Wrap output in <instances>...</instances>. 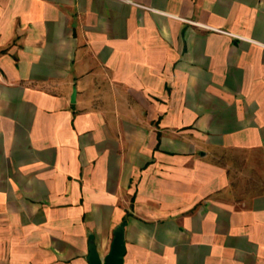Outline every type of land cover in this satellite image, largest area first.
Segmentation results:
<instances>
[{"label":"crops","instance_id":"1","mask_svg":"<svg viewBox=\"0 0 264 264\" xmlns=\"http://www.w3.org/2000/svg\"><path fill=\"white\" fill-rule=\"evenodd\" d=\"M264 264V0H0V264Z\"/></svg>","mask_w":264,"mask_h":264},{"label":"water","instance_id":"2","mask_svg":"<svg viewBox=\"0 0 264 264\" xmlns=\"http://www.w3.org/2000/svg\"><path fill=\"white\" fill-rule=\"evenodd\" d=\"M121 224L114 230V238L109 252L101 257L96 244L91 241L89 245L88 261L90 264H124L126 255V230Z\"/></svg>","mask_w":264,"mask_h":264},{"label":"trees","instance_id":"3","mask_svg":"<svg viewBox=\"0 0 264 264\" xmlns=\"http://www.w3.org/2000/svg\"><path fill=\"white\" fill-rule=\"evenodd\" d=\"M122 224H124V225H125V224H126V222L124 221Z\"/></svg>","mask_w":264,"mask_h":264}]
</instances>
